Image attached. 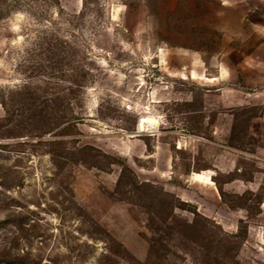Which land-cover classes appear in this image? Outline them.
<instances>
[{
  "label": "rangeland",
  "instance_id": "obj_1",
  "mask_svg": "<svg viewBox=\"0 0 264 264\" xmlns=\"http://www.w3.org/2000/svg\"><path fill=\"white\" fill-rule=\"evenodd\" d=\"M0 264H264V0H0Z\"/></svg>",
  "mask_w": 264,
  "mask_h": 264
},
{
  "label": "bare ground",
  "instance_id": "obj_2",
  "mask_svg": "<svg viewBox=\"0 0 264 264\" xmlns=\"http://www.w3.org/2000/svg\"><path fill=\"white\" fill-rule=\"evenodd\" d=\"M150 121H152V120H147V119H145L143 122H142V127H143V129H145L148 125V123H151ZM153 123V122H152ZM150 125V124H149Z\"/></svg>",
  "mask_w": 264,
  "mask_h": 264
}]
</instances>
